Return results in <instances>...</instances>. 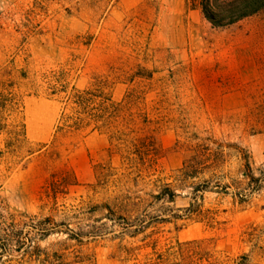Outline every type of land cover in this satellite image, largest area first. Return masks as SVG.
Returning a JSON list of instances; mask_svg holds the SVG:
<instances>
[{
  "label": "rangeland",
  "instance_id": "rangeland-1",
  "mask_svg": "<svg viewBox=\"0 0 264 264\" xmlns=\"http://www.w3.org/2000/svg\"><path fill=\"white\" fill-rule=\"evenodd\" d=\"M129 2L0 0V221L23 213L14 226L28 230L29 223L52 215L64 223L39 240L44 247H67L62 250L69 264H119L120 250L114 249L120 239H112L113 232L85 231L110 223L105 201L140 187L119 175L122 155L108 150L107 134L91 127L68 130L69 111L52 92L62 88L58 78L68 76L69 89L85 86L89 74L132 54L155 69L147 86L140 84L151 89L152 111L171 118L163 135L166 170L182 166L199 142L225 152L205 175L225 185L211 183L194 205L190 191L179 189L185 196L171 202L176 214L152 221L132 244L157 241L165 248L197 239L232 258L228 264L241 255L264 264V133L242 132L247 121L238 110H247L248 98L237 56L251 41V28L264 20L220 26L200 0ZM260 83L254 82V94ZM252 166L259 167V184L246 198L226 182H249ZM2 242L0 264L21 258L23 252H6Z\"/></svg>",
  "mask_w": 264,
  "mask_h": 264
},
{
  "label": "trees",
  "instance_id": "trees-1",
  "mask_svg": "<svg viewBox=\"0 0 264 264\" xmlns=\"http://www.w3.org/2000/svg\"><path fill=\"white\" fill-rule=\"evenodd\" d=\"M200 2L216 25L226 26L256 17L264 20V0ZM249 33L252 39L247 47L237 49L238 72L241 83L245 84L243 94L248 98L247 110L238 112L246 116L247 125L242 127L243 133L247 128H251L252 133H264V24L253 26ZM91 42L92 35L88 36L86 45L89 46ZM154 73L155 69L134 59L131 54L110 63L105 72L89 74L90 78L85 86L76 85L69 89L68 76L55 81L56 86L58 83L62 88L57 87L52 94L54 98L64 101L69 111L66 117L70 123L68 127H64L70 131L91 127L92 130L107 134L111 143L108 150L112 155L116 151L122 155L119 175L132 179L130 182L140 187L138 191L128 189L127 192L105 201L108 210L106 217L110 223L105 222L101 227L88 229L85 233L113 232L111 238L120 239L114 249L120 250L118 256L116 253L119 264H228L232 262V258H228L222 251L208 248L204 241L197 239L179 241L165 248H158L157 241L155 246L145 244L136 247L132 244L131 238L146 232L152 221L168 220L169 214H176L171 202L178 195H184L179 189L190 191L188 195L193 199L191 205H194L200 192L211 183L215 186L225 185L222 180L205 177L206 170L214 168L225 155L223 150L214 149L210 143H196V152L186 158L182 166L171 168L170 172L166 170L169 149L164 144L163 135L171 127V118L161 110L154 113L149 106L151 89L141 88L142 84L147 86V80H151ZM258 79L261 81V88L254 94L252 86ZM255 99H258V105L254 102ZM248 160L250 161L249 158ZM249 169V182H226L227 186H233L239 195L246 198L259 184V177L254 175L259 167L252 166ZM260 170L264 176V170ZM215 174L218 177L217 171ZM23 215L25 214L12 213L0 221L3 249L6 252H23L20 259L8 258L3 260V264H69L66 253L62 250L67 247L53 250L39 242L64 222L58 223L54 216L48 215L29 223L30 229L25 230L23 225L14 226L19 219L21 221ZM117 225L121 227L119 232L114 228ZM72 237L77 236L72 234L70 238ZM62 243L63 241H58L56 245ZM0 257H4L3 253ZM234 262L250 264L247 255L235 258Z\"/></svg>",
  "mask_w": 264,
  "mask_h": 264
},
{
  "label": "crops",
  "instance_id": "crops-1",
  "mask_svg": "<svg viewBox=\"0 0 264 264\" xmlns=\"http://www.w3.org/2000/svg\"><path fill=\"white\" fill-rule=\"evenodd\" d=\"M125 5H130L131 3L129 2V0H123Z\"/></svg>",
  "mask_w": 264,
  "mask_h": 264
}]
</instances>
